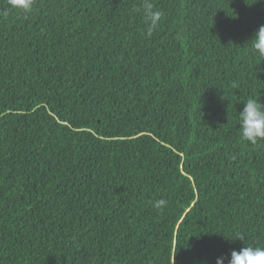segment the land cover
<instances>
[{
    "label": "trees",
    "instance_id": "1",
    "mask_svg": "<svg viewBox=\"0 0 264 264\" xmlns=\"http://www.w3.org/2000/svg\"><path fill=\"white\" fill-rule=\"evenodd\" d=\"M37 0L0 16V264H216L264 245V0ZM7 0H0V11ZM164 198L163 211L149 201Z\"/></svg>",
    "mask_w": 264,
    "mask_h": 264
},
{
    "label": "clouds",
    "instance_id": "2",
    "mask_svg": "<svg viewBox=\"0 0 264 264\" xmlns=\"http://www.w3.org/2000/svg\"><path fill=\"white\" fill-rule=\"evenodd\" d=\"M36 2L37 0H7V9L0 11V16H7L10 10H19L28 16L33 12ZM137 11L142 17L145 35L151 37L159 29L165 13L155 7L153 0H141ZM246 43L255 54L264 58V25H260ZM241 103L243 108L237 117L241 139L252 145L264 141V103L255 98L246 99ZM167 203L164 198L149 201V204L158 211H163ZM235 239L242 241L244 246L239 251L231 252L227 264H264V245L247 244L243 233L238 234ZM225 260L226 257H217L216 264H225Z\"/></svg>",
    "mask_w": 264,
    "mask_h": 264
}]
</instances>
